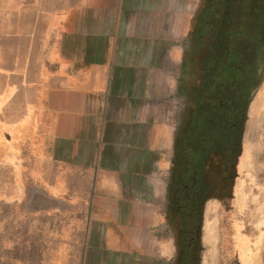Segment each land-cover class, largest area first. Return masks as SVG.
Here are the masks:
<instances>
[{"label":"crops","instance_id":"crops-1","mask_svg":"<svg viewBox=\"0 0 264 264\" xmlns=\"http://www.w3.org/2000/svg\"><path fill=\"white\" fill-rule=\"evenodd\" d=\"M189 3L0 0V264L154 258Z\"/></svg>","mask_w":264,"mask_h":264},{"label":"flooded vegetation","instance_id":"flooded-vegetation-1","mask_svg":"<svg viewBox=\"0 0 264 264\" xmlns=\"http://www.w3.org/2000/svg\"><path fill=\"white\" fill-rule=\"evenodd\" d=\"M231 2L199 0L182 47L168 165L159 188L158 238L169 251L164 264H201L209 223L221 244L245 157L258 151V133L264 134V105L257 119L249 118L264 90V13L245 22L232 14ZM231 23L249 32L233 34Z\"/></svg>","mask_w":264,"mask_h":264},{"label":"rangeland","instance_id":"rangeland-1","mask_svg":"<svg viewBox=\"0 0 264 264\" xmlns=\"http://www.w3.org/2000/svg\"><path fill=\"white\" fill-rule=\"evenodd\" d=\"M199 0H190L188 4V25L184 36L179 39L180 53L178 56L177 64L174 68L176 86L179 85L181 80L180 62L182 57V47L186 43V38L190 27L192 26V14L197 8ZM232 10V14H237L243 17L245 22L253 21L255 17L261 16L264 13V0H232L229 4ZM242 11V12H240ZM234 14V15H235ZM236 16V15H235ZM242 30V34L248 33L249 29H240L237 24L231 23L230 31L235 34ZM246 36V34L244 35ZM241 39V40H240ZM239 40L242 41L243 38ZM231 47V46H230ZM171 92L170 108V122L173 128L174 122V109H175V86H173ZM255 102L250 111V120L257 119L259 110L264 105V90L255 97ZM252 128V127H251ZM250 128V129H251ZM259 132V131H258ZM258 140L261 141V145L256 153H252V158L246 155L247 165L243 167L241 172V178L238 182L235 201L231 216V222L223 229V238L221 244L217 246V237L215 235L214 227L212 223H209L205 230L203 238V245L206 250L202 256L201 264H264V134L258 133ZM169 146L166 144L164 156L166 157V163L162 168V175L158 178V189L155 199L152 200V205L156 209L158 216V225L155 228V250L154 258L147 259V264H164V260L168 255V248L161 239H159V222L160 212L158 207L159 191L163 177L166 173L169 157ZM250 160V162H249ZM31 187V185H29ZM26 184L20 185L23 198L17 202V207L21 210V213H26V208L37 206V201L26 200V195L31 191V188ZM36 189V186H34ZM38 189V188H37ZM41 203V200H39ZM10 205H3L2 211H10ZM25 217H22V220ZM18 223L19 237L25 238V224ZM5 252L1 251L0 254L4 255Z\"/></svg>","mask_w":264,"mask_h":264}]
</instances>
